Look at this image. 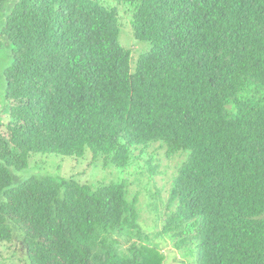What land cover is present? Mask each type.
<instances>
[{
    "label": "trees",
    "instance_id": "16d2710c",
    "mask_svg": "<svg viewBox=\"0 0 264 264\" xmlns=\"http://www.w3.org/2000/svg\"><path fill=\"white\" fill-rule=\"evenodd\" d=\"M122 13L150 44L135 63ZM0 97V244L22 264H165L162 237L187 264H264V0H0ZM156 145L188 154L155 237L125 183L13 174L90 151L149 181Z\"/></svg>",
    "mask_w": 264,
    "mask_h": 264
},
{
    "label": "rangeland",
    "instance_id": "374dc122",
    "mask_svg": "<svg viewBox=\"0 0 264 264\" xmlns=\"http://www.w3.org/2000/svg\"><path fill=\"white\" fill-rule=\"evenodd\" d=\"M130 19L131 17L122 13L123 25L120 32V43L133 50V62L135 63L139 55L149 50L150 44L139 41L134 37ZM7 52L8 50L1 52L4 62L7 58L5 57L7 56ZM11 61L12 56L5 64H9ZM134 69L135 64H133ZM6 108V106L0 103V128H5L4 124L9 117ZM151 152L154 153L153 155L160 166L159 171L149 181L146 179L149 174H142L138 170L140 167L137 165L131 168H118L112 163H105L102 158L94 159L90 151L86 152V155L82 158L63 156L55 153L36 154L31 157L30 166L26 170L13 171V174L18 178V181L36 176L39 178L74 177L81 183L90 184L95 187L99 184L125 183L130 198H133L138 193L140 195L139 205L142 217L140 224L142 229L155 237V234L159 233L163 227L161 213L163 214L167 209L165 202L169 197L173 177L188 153L180 151L175 157L167 159L165 151L158 149V145L152 147ZM139 162L142 165L144 164L143 160H139ZM13 184L15 185L17 182ZM142 186L145 188H142ZM147 196H149L148 199ZM115 238L118 239L120 237L115 236ZM152 242L154 244L160 243L164 249L167 256L165 264H187V259L183 257L182 252L176 250L168 238L162 237L159 240L156 239V241L152 240ZM129 244L125 239L121 247L125 250ZM19 250L21 251V248L20 246H16L15 242L0 244V264H22L18 258V255L22 254Z\"/></svg>",
    "mask_w": 264,
    "mask_h": 264
}]
</instances>
